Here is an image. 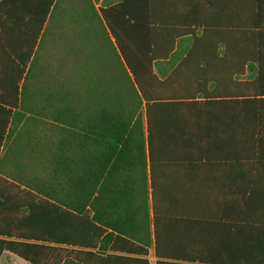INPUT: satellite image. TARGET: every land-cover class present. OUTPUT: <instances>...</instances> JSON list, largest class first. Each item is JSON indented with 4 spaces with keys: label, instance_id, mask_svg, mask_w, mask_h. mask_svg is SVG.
<instances>
[{
    "label": "trees",
    "instance_id": "1",
    "mask_svg": "<svg viewBox=\"0 0 264 264\" xmlns=\"http://www.w3.org/2000/svg\"><path fill=\"white\" fill-rule=\"evenodd\" d=\"M249 34L228 38L157 20L151 0H0V256L8 251L29 264H149L155 245L157 264H181L161 250L157 214L151 236L153 111L168 109L174 100L167 99L223 92L207 79H244V51L214 47L264 44L263 31ZM257 62L253 79H264ZM243 87L238 81L233 92L244 94ZM261 120L253 121L259 152ZM238 126L244 129L243 118ZM132 161L142 176L128 181L139 184L130 191L142 186L144 194L141 209L131 211L139 228L122 201L102 211L108 168Z\"/></svg>",
    "mask_w": 264,
    "mask_h": 264
},
{
    "label": "crops",
    "instance_id": "2",
    "mask_svg": "<svg viewBox=\"0 0 264 264\" xmlns=\"http://www.w3.org/2000/svg\"><path fill=\"white\" fill-rule=\"evenodd\" d=\"M151 8L157 20L172 25L210 27L228 38L242 32L245 37L254 31L264 32V0H151ZM214 48L217 52L244 51V64L240 66L244 79H207L211 85L223 87V92L167 99L169 103L174 100L165 105L168 109L153 111V160L150 162L147 156L146 169L151 236L154 237L153 219L157 214L163 222L161 250L174 261L261 264L264 261V79L253 78L257 61L264 68V44L248 43L241 48L219 44ZM219 57L224 59L226 55L221 53ZM227 57L235 61L233 55ZM238 81L244 84V94L233 92ZM259 117L262 119L259 133L263 136L260 152L254 143L258 127L253 122ZM240 118L244 119L243 130L238 126ZM144 136L147 141L146 124ZM146 151L148 155L147 142ZM134 164L127 162L110 173L108 168L103 197L108 205L104 204L102 211L113 212L112 200L122 201L128 211L126 219L132 227L139 228L141 220L138 216L137 220H131V211L141 209L139 203L144 201V194L140 192L142 186L138 191H130L139 184L128 181L142 176ZM120 180L125 183L122 189H119ZM147 259L149 264H157L155 245L148 248ZM0 264L29 263L4 251Z\"/></svg>",
    "mask_w": 264,
    "mask_h": 264
},
{
    "label": "rangeland",
    "instance_id": "3",
    "mask_svg": "<svg viewBox=\"0 0 264 264\" xmlns=\"http://www.w3.org/2000/svg\"><path fill=\"white\" fill-rule=\"evenodd\" d=\"M244 78V77H243ZM244 88V87H243ZM236 91H237V89H236Z\"/></svg>",
    "mask_w": 264,
    "mask_h": 264
}]
</instances>
